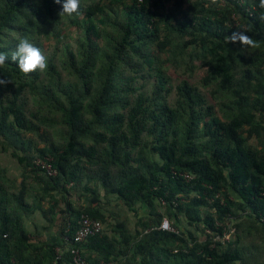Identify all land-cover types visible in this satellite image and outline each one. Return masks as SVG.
Wrapping results in <instances>:
<instances>
[{"label": "trees", "instance_id": "obj_1", "mask_svg": "<svg viewBox=\"0 0 264 264\" xmlns=\"http://www.w3.org/2000/svg\"><path fill=\"white\" fill-rule=\"evenodd\" d=\"M209 3L81 0L69 17L53 0H0L9 58L0 66V153L23 170L16 184L0 163V264H52L57 247L59 264L70 263V248L86 264H264L262 10L258 0ZM72 29L60 70L46 56L47 69L24 74L11 60L20 38L43 51ZM237 30L258 47L227 43ZM197 67L209 98L187 79L170 85L169 69L191 78ZM147 79L149 92L140 91ZM56 125L57 139L37 147L30 135ZM113 199L135 215L132 229L107 225ZM35 213L45 224L30 231ZM81 215L108 232L69 244ZM57 217V235L43 239ZM164 218L176 233L159 229Z\"/></svg>", "mask_w": 264, "mask_h": 264}, {"label": "rangeland", "instance_id": "obj_2", "mask_svg": "<svg viewBox=\"0 0 264 264\" xmlns=\"http://www.w3.org/2000/svg\"><path fill=\"white\" fill-rule=\"evenodd\" d=\"M66 37H62L61 39H52L44 44V50L43 53L47 57H51L58 70H60V67L58 65V58L61 56L62 46L64 44H69L72 48H74L77 40L76 32L72 29L67 32L65 35ZM63 77H65V73H61ZM167 75L170 77V85L174 89L175 85H177L182 79H187L189 83H191L194 86H197L202 90L208 97L209 90L204 89L201 87L200 82L202 77L205 75V69L197 67L193 73V76L191 78H186V75H183L181 72H175L173 69H169ZM152 83V80L147 79V82L145 84L144 81H139V83L136 85L137 87L143 86L140 91L143 92H149L150 84ZM173 96V94H172ZM209 98V97H208ZM210 100V99H209ZM214 103L213 101H211ZM36 106L32 103L31 99L29 98L28 106L26 107L28 112H33L36 110ZM217 109V108H216ZM45 112H42L44 114ZM59 127L56 125L55 128H48L47 126H41V133L43 134L41 137H37L35 135H30L34 144L37 147L44 146L43 138L47 137L51 141H55L56 135L58 134ZM251 143H256V141L252 140ZM0 163L1 165L6 169L7 176L10 180L14 181L16 184H19L21 181V172L23 171L21 167L16 163L15 160H13L8 153H0ZM37 164V162H36ZM29 182V181H28ZM73 199L78 202V198L76 196L73 197ZM109 212H111V215L109 212L106 213V222L108 224L114 223L116 219L118 220H126L128 228L132 229L134 227V223L136 222L135 215L131 212L127 211L122 205H117V203L114 201V199L111 201L109 207ZM114 214V215H113ZM117 214V215H116ZM60 217V216H59ZM57 217L56 223L50 228V231H46L44 233H41L43 236L42 238H49L52 236H56L58 233L59 226L61 225V218ZM165 219V218H164ZM33 224H36L38 227H41L45 224L44 220L40 217V214L35 213L31 216L30 221H27V226L30 228L29 230L32 231L34 229ZM184 229H187L185 222H183ZM103 230L107 231L108 226L105 224L103 225ZM108 232V231H107ZM51 237V238H52ZM199 238H201L199 236ZM230 238V236H226L224 239L227 240Z\"/></svg>", "mask_w": 264, "mask_h": 264}, {"label": "clouds", "instance_id": "obj_3", "mask_svg": "<svg viewBox=\"0 0 264 264\" xmlns=\"http://www.w3.org/2000/svg\"><path fill=\"white\" fill-rule=\"evenodd\" d=\"M53 2L61 5L59 15H67L69 17L74 13H78L81 4V0H63V3H61V0H53ZM222 3L223 0H210L209 6L218 7ZM256 7L262 10L259 19L264 21V0H258ZM246 33L247 30L233 31L231 35L225 37V40L227 43L239 42L241 47H258L257 41ZM8 59V56L4 52H0V66H3ZM11 60L17 64L20 72L24 74L33 73L38 70L42 72L48 67L47 57L41 48L35 46L27 37H22L18 40L16 49L11 56ZM6 83L7 81L0 80V84Z\"/></svg>", "mask_w": 264, "mask_h": 264}, {"label": "built area", "instance_id": "obj_4", "mask_svg": "<svg viewBox=\"0 0 264 264\" xmlns=\"http://www.w3.org/2000/svg\"><path fill=\"white\" fill-rule=\"evenodd\" d=\"M36 162H37L36 165L39 166L45 172L46 175L51 177L56 175V171L47 162L43 160H37ZM159 229L162 231H169L176 233V231L170 226V223L167 219L162 220V222L159 225ZM102 230H103V225L100 221L92 219L86 215H81L79 220L77 221V229L73 235L72 242L68 241L67 239H65V241L68 242L69 244L70 243L81 244L89 237L100 235ZM69 254L71 259L69 264H86L78 248H70ZM54 259L55 260L52 262V264H59L61 260V248L59 247L55 248Z\"/></svg>", "mask_w": 264, "mask_h": 264}]
</instances>
